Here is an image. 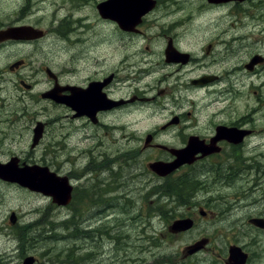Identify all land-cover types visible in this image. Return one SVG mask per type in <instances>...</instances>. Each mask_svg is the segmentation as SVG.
<instances>
[{
  "label": "flooded vegetation",
  "instance_id": "af4514ba",
  "mask_svg": "<svg viewBox=\"0 0 264 264\" xmlns=\"http://www.w3.org/2000/svg\"><path fill=\"white\" fill-rule=\"evenodd\" d=\"M44 4L0 0V63L8 61L0 65V166H12L0 171L35 167L65 178L72 185L71 202L58 206L51 200L76 212L65 223L92 222L102 200L109 215L116 208L135 209L136 218L149 219L148 201L157 203L171 189L165 199L175 203L173 211L185 209L174 220L191 219L187 231L200 217L209 227L222 224V233L199 239L207 247L223 235L234 240L209 264L219 257L227 264L231 246L245 253V264L254 262L252 241L264 239V225L253 222L264 224V0H50L49 20ZM218 10L225 12L220 22L227 15L237 19L218 41L203 45L206 55L185 49L204 30L199 19ZM101 23L108 25L103 60ZM151 28L158 33L148 34ZM229 28L235 33L227 38ZM43 43L52 58L36 63ZM218 43V58L206 64ZM28 59L30 74L23 75ZM215 62L218 73L205 70ZM217 84L218 91L211 90ZM197 91L206 94L198 99ZM19 97L25 98L17 101L22 109L12 101ZM29 104L39 105L43 118ZM152 106L159 118L154 128L144 137L132 136L140 133L131 127L132 113L145 117ZM134 139L138 145H129ZM79 159L86 162L83 168ZM180 159L185 162L171 169ZM68 161L74 164L70 171L64 170ZM100 171L108 174L105 188H99ZM0 181L26 188L1 175ZM74 197L79 206L72 205ZM158 213L167 217L162 208Z\"/></svg>",
  "mask_w": 264,
  "mask_h": 264
},
{
  "label": "rangeland",
  "instance_id": "374dc122",
  "mask_svg": "<svg viewBox=\"0 0 264 264\" xmlns=\"http://www.w3.org/2000/svg\"><path fill=\"white\" fill-rule=\"evenodd\" d=\"M50 0H46V4L43 5V12L47 13L46 20H49V13L52 7L48 5ZM196 5L193 8H196ZM89 13H92L94 18H101L96 13L92 12L90 8H87ZM228 11V10H227ZM197 13V12H196ZM229 13V12H228ZM224 11L218 10L212 11L210 14L205 15L199 19V22L204 21V30L200 36L192 38L194 42L190 45L184 46L185 49L195 50L198 55H206L203 45L208 41H218L217 38L220 35V31L226 27L230 22H234L237 19V15H227V20L220 22V16L224 15ZM107 25V24H106ZM105 24H100L97 29L99 40L104 44L100 46L99 53L100 59L107 56V38L108 28ZM227 38H230L235 33V28H229ZM76 31V30H75ZM74 31V32H75ZM148 34H157L158 29H148ZM84 37V36H83ZM88 36L86 37V39ZM51 40V38H49ZM156 39L155 41H157ZM87 45V43H85ZM46 43L45 51L39 54L35 58V62L38 63L40 58L50 60L52 56L48 53ZM60 46L66 45L63 42H59ZM158 43H151V49L156 48ZM221 49V46L215 44L211 54L205 60V63L211 62L213 58H218L217 53ZM72 53L78 50L75 46L71 48ZM157 57L156 51L152 54V59ZM103 60V59H101ZM211 60V61H210ZM8 61H3L0 65H4ZM219 63L215 62L206 67L205 70H211L218 73ZM30 59H28V65L23 69L22 74H30ZM199 73L198 71L196 74ZM219 84L212 86L211 90L218 91ZM41 89L36 87V90ZM200 91H197V93ZM23 94L20 91V95ZM206 92H200L196 98H201ZM211 99L214 98L215 93L209 95ZM25 98L12 99L13 103L24 100ZM10 99H8L9 101ZM28 100V98H27ZM20 109L24 106L22 103H18ZM39 105L36 106L38 108ZM32 108L37 112V117L43 118L39 110L34 105H28V109ZM155 106L149 108L144 114L145 117L138 113H132L130 121L134 128H139L140 133H134L132 136H146V133L154 128L159 118L155 116ZM138 121V125H135ZM73 139H76L73 137ZM25 140L20 142V145H24ZM30 144V143H29ZM131 146L138 145V139H134L130 143ZM127 145V144H125ZM26 146L28 148V142L26 140ZM118 146V144H116ZM264 149V148H263ZM80 167L86 165L85 161L80 159L77 161ZM74 164L68 161L64 170H72ZM106 170V169H105ZM103 170V172L105 171ZM101 172V171H100ZM99 188H105L107 183L108 174L99 173ZM97 187V183L95 184ZM101 196V195H100ZM108 198V197H106ZM105 199V198H103ZM112 199H109V202ZM78 202V201H77ZM75 203V198L72 203L79 206V202ZM108 201H100V204H104L101 208H96L95 211H101L97 218H94L92 222L87 219L83 222L69 221L65 223L64 220L69 217H75L76 212L71 208L68 210L58 206L52 205L51 199L43 193L30 191L26 188L16 186L10 183H4L0 181V264H23L28 256H35L37 261L35 264H69L66 260V254L70 253L73 249L74 256L78 259L82 256L83 264H198L196 260H202L203 264H209L213 261L212 258L217 259L219 249L225 248L230 242L234 240L227 239L223 234L222 237H218L215 240L213 246L203 247L199 252L188 255L184 250L187 246L194 244L201 236L213 235L222 233V224L220 222H212L209 227L206 222L202 221L199 217L198 226L193 231H187L182 234L170 233L169 226L173 223L174 218L182 215L185 212L184 208H177L172 210V206L175 203L162 199L155 204H151L148 201L147 211L148 215H155L151 220L145 218H136L135 209L129 212L122 213L119 208L115 209V213L109 215L106 204ZM103 208V209H102ZM125 208V207H124ZM165 209L167 211V217L162 218L158 213L159 209ZM175 208V207H174ZM170 209V210H169ZM12 212H15L17 218L15 222H12L10 217ZM75 212V213H74ZM165 212V211H164ZM68 214V216H67ZM243 213H240L242 215ZM38 223V224H35ZM32 226L27 230L26 225ZM70 224L71 228H66V225ZM95 228L98 230L96 234L88 233V228ZM23 232L25 237L27 231H29L33 237V241L24 245L19 242V233ZM244 232L243 230H241ZM93 234V235H92ZM202 239V238H201ZM24 240V239H23ZM249 239H246L248 241ZM25 241V240H24ZM26 242V241H25ZM253 246H256L255 254L251 264H264V239L257 238L252 241ZM203 250V251H202ZM62 253V256L59 254ZM224 256V255H222ZM62 257L61 263L58 258ZM221 257L216 260L215 264H222Z\"/></svg>",
  "mask_w": 264,
  "mask_h": 264
},
{
  "label": "water",
  "instance_id": "95a60500",
  "mask_svg": "<svg viewBox=\"0 0 264 264\" xmlns=\"http://www.w3.org/2000/svg\"><path fill=\"white\" fill-rule=\"evenodd\" d=\"M40 128V127H39ZM38 129V128H37ZM185 162L184 159H180L175 162H173V166L170 167L175 168L178 164H181ZM11 165H4L0 166V169H7ZM157 166V167H156ZM4 167V168H3ZM154 169L158 172L161 170L160 165H153ZM28 171H24L22 175L12 173L10 175V170L6 173L0 171V175L3 176L6 179L14 178L22 185H27L31 187L32 189L40 190L44 192L45 194L51 195L55 202L58 204H67L71 200V186L68 182H66L65 178L63 177H56L54 174H48L46 173L44 175L43 172L38 171L39 173H36L37 171H34L33 168H27ZM32 170V171H30ZM169 171V170H168ZM28 173V174H27ZM18 175V176H16ZM20 175V176H19ZM36 175V176H35ZM39 175V176H38ZM50 175V176H49ZM23 176L24 178H22ZM45 176V177H44ZM43 177V178H42ZM42 178V179H41ZM37 179V180H36ZM38 187V188H37ZM15 214L11 215V221L15 222ZM261 219H255L253 222H255L258 225H264ZM193 225V221L189 218H181L174 221V223L171 225L170 229L173 232H179L188 230ZM206 243V240L198 241L197 243L190 245L186 248V251L188 254H193L197 250L201 249ZM245 253H242V250L239 246H231L230 247V256H229V262L227 264H245ZM35 258L33 256H28L25 258L23 264H34Z\"/></svg>",
  "mask_w": 264,
  "mask_h": 264
},
{
  "label": "trees",
  "instance_id": "16d2710c",
  "mask_svg": "<svg viewBox=\"0 0 264 264\" xmlns=\"http://www.w3.org/2000/svg\"><path fill=\"white\" fill-rule=\"evenodd\" d=\"M173 193V190H171V189H167L166 191H165V194H167V195H171ZM170 210V209H169ZM168 211V210H167ZM166 211V212H167ZM35 224H38V223H35ZM25 228L27 229V230H29V229H31L32 228V226H30L29 224L28 225H26L25 226ZM66 228H71L70 227V224H68V225H66ZM26 241H24V240ZM33 237H32V235H31V233L29 232V231H27V233H26V237H25V235H24V233L23 232H21L20 231V233H19V242H21V244L22 245H24L25 243H28V244H30L33 240ZM59 256H62V253H60L59 254ZM63 257V256H62ZM62 257H59L58 258V261L61 263L63 260H65L64 258H62ZM66 260L69 262V264H83L82 263V259H83V257L81 256L80 257V259H78L77 260V258L74 256V254H73V249L71 250V252L70 253H67L66 254ZM64 262V261H63ZM62 262V263H63Z\"/></svg>",
  "mask_w": 264,
  "mask_h": 264
},
{
  "label": "bare ground",
  "instance_id": "6f19581e",
  "mask_svg": "<svg viewBox=\"0 0 264 264\" xmlns=\"http://www.w3.org/2000/svg\"><path fill=\"white\" fill-rule=\"evenodd\" d=\"M44 47H45V46H44ZM100 195L102 196L101 193H100ZM167 196H168V195L165 196V195L161 194V198H162V199H165ZM75 199H76V197H75ZM75 203H76V202H75Z\"/></svg>",
  "mask_w": 264,
  "mask_h": 264
}]
</instances>
